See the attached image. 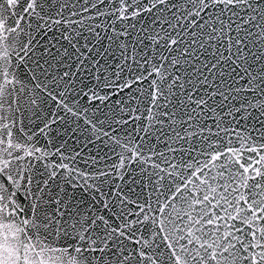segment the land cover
<instances>
[{"label":"snow or ice","instance_id":"1","mask_svg":"<svg viewBox=\"0 0 264 264\" xmlns=\"http://www.w3.org/2000/svg\"><path fill=\"white\" fill-rule=\"evenodd\" d=\"M0 264H264V0H0Z\"/></svg>","mask_w":264,"mask_h":264}]
</instances>
